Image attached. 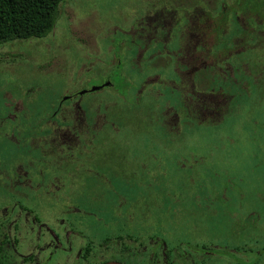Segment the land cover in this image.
<instances>
[{
    "label": "rangeland",
    "instance_id": "1",
    "mask_svg": "<svg viewBox=\"0 0 264 264\" xmlns=\"http://www.w3.org/2000/svg\"><path fill=\"white\" fill-rule=\"evenodd\" d=\"M212 1L63 0L47 37L0 45V206L16 222L10 227L0 224L2 264L98 263L102 258L98 261L96 255L102 247L86 243L92 240L90 230L83 229L82 235L71 224H103L113 213L130 222V230L140 221L147 235L174 237L171 245L180 247L185 256H194V244L200 254L195 257L206 255L200 241L204 238L206 246L216 245L231 264L264 262L262 255L243 259L229 254L240 252L250 239H264V93L254 91L264 87L260 84L264 73L259 70L263 67L264 72V44L254 50L246 45L240 31L250 27L240 18L237 34L230 38L238 54L249 47L236 56L238 60L231 58L241 72L234 74L227 65L222 70L211 67L213 57L205 51L221 33L217 19L210 17ZM214 1L218 7L223 1L234 3ZM196 4L204 12L193 9ZM171 15H194L177 31L172 53ZM252 54L256 62L261 59L257 69ZM205 65L209 68L204 70ZM171 73L180 82H170ZM199 73L209 90L221 85L222 91L229 89L234 95L228 113L216 122L195 107L214 105L213 101L185 98ZM166 86L184 89L183 94L172 99ZM60 99L70 104L67 108L75 103L76 109L91 116L93 132L105 123L109 138L96 144L101 133H93L95 147L74 153L71 130L49 122L50 134L33 142L54 157L57 168L48 159L53 171L48 177L22 175L19 169L31 170L39 164L32 159L37 150L21 139L28 133H21L16 123L36 119L40 113L49 115ZM188 107L193 111H186ZM22 108L31 110L30 116L21 115ZM81 116L76 114L74 119L79 121ZM43 132L35 128L29 134L34 138ZM73 156L77 162L72 163ZM145 171H150V178H161L154 180L162 190L159 198L168 193L161 201L154 200L137 180ZM189 189L207 195L192 196ZM212 191L224 195L221 203L215 201L219 211L205 200L216 198ZM133 200L141 203L138 210L130 207ZM3 213L0 210V221ZM229 227L238 230L229 235ZM259 243H248L250 250L259 249ZM85 254L88 262L82 258ZM103 259L117 260L115 256ZM158 262L165 260L160 256Z\"/></svg>",
    "mask_w": 264,
    "mask_h": 264
},
{
    "label": "flooded vegetation",
    "instance_id": "2",
    "mask_svg": "<svg viewBox=\"0 0 264 264\" xmlns=\"http://www.w3.org/2000/svg\"><path fill=\"white\" fill-rule=\"evenodd\" d=\"M246 30H248V29H243L242 30L243 33L246 32ZM255 32H257V31L250 28L248 30L247 34H253L254 35ZM205 52H207V49ZM254 57H255L254 54H252V57L250 56L251 62H253ZM254 62H255V60H254ZM145 67L148 69L149 66H145ZM151 68L154 69L153 67H151ZM207 68H209V67L207 65H205L204 70ZM253 70H254V73H256L255 69H253ZM218 74H219V72H218ZM224 74H225L224 78H225V80H227V77H226L227 73L224 72ZM250 75L252 76V69L250 70ZM250 75L248 78H250ZM170 82H171V80H170ZM201 82L203 83L202 80H201ZM260 84L263 85L264 82L260 83ZM202 86L204 87V89H206L207 91H210V93H212L211 97L205 96V97H203V99L209 103L213 101L214 105H215V103L217 105L218 98H220V96L218 97L217 95L223 96L225 94V90L222 91L223 86H221V85L219 86L218 89L212 88L211 90H209L208 87L206 88L204 83L202 84ZM234 86L237 87V84H234ZM165 88H168L171 91V86H166ZM262 89H264V87L260 86V87L256 88L254 91L263 94L264 90H262ZM94 90H98V88H96ZM227 90H229V89H227ZM139 92H141V91H139ZM231 97L234 98V95L231 94ZM67 99L70 100V98H67ZM215 100H216V102H215ZM206 106H211V105L208 104ZM26 108H29V107H26ZM26 108H22L19 111V113L25 117L30 116V113H31V110L26 109ZM70 108L71 109L67 108V105L65 106V100L60 99L56 105V108L53 109L49 115L44 114V113H40L39 117L36 119L31 118V119H29V121L16 123L17 127L21 128V129L19 128V131L21 133L22 132L28 133V135H26V137L24 136L25 137L24 139L22 137H21V139L24 140L26 143H28L30 149H36L37 150V154L32 159H34V162L36 164L38 163L39 165H41V166L38 165L37 168H32L31 170H20L19 169V173H21L22 175L31 177V178H37L41 175L48 177L47 174L53 172L50 169V166H47L48 165L47 160L50 159V161H52V163H53L54 157L52 155H48L47 152H44V149L42 147L34 146V142H33L34 139L39 137V136L45 137V136L50 134V132L52 131V128L48 127L49 122L55 123L58 127H64L66 130H71L72 134L74 135L75 142H76L75 143V149H73L74 153H76L78 150L82 151V148H84V147H88V146L95 147V144L94 145L92 144L94 141L91 140L93 138L92 137L93 133H101V136L98 138L97 141H95L96 144L105 143L108 140L109 129L107 128L105 123H103L102 127L97 130L98 132H96V131L93 132L94 128H93L92 121L90 124L88 123V117L90 118L91 116L87 117V116H85L86 114H84L80 110L76 109L75 103H74L73 107H70ZM105 108H107V107H105ZM89 110H90V107L87 106L86 111H89ZM185 110H186V108H185ZM204 112L209 113L211 116H214V112H211L208 109L204 110ZM80 113L82 115L81 116L82 119L80 117V120L76 121L74 118H75L76 114L79 115ZM44 115L46 117L42 118V116H44ZM59 116L64 120L62 121ZM104 116L106 117L105 114H104ZM55 117H56V119L57 118L58 119L54 120ZM213 120H215L214 117H213ZM85 126H87L86 130L84 129ZM35 128H38L40 131H46V134L45 135H42V134L35 135V137L33 138V136L29 134V132H31ZM82 128L84 131L83 133H81ZM19 131H17V133L20 134ZM73 157L74 158H73L72 163H74L76 161L75 156H73ZM79 163H80V161H79ZM52 166L54 168H57L54 165V163L52 164ZM9 171H10V169H9ZM77 171H78V168H75L74 172L77 173ZM149 173H150V171H145L144 173L140 174V178H137V180L146 186V190H148L151 193L154 200L161 201L163 199V196L168 194V193L163 192L162 198H159L158 192H161L162 190L160 188V183H156L154 180H160L161 178H159V177L150 178ZM189 191H191V189H189ZM198 192H199L198 194H195L192 192L191 195L192 196H198L202 199H203L202 196L207 195L204 190H198ZM211 196H216V194L213 195V191H212ZM221 197H224V195H221V196L218 195V196H216L215 199H213L209 196H206L205 200L207 202H210V203L212 202L213 204H211V205L215 208V210L219 211L220 205L216 204V202L221 203V201H220ZM140 204L141 203L138 200L137 201L133 200L131 202L130 207L138 210L140 208ZM193 204L194 203L192 202V205ZM236 206H238V205H236ZM0 210L2 212H4L3 218L0 221L1 225L6 224L8 227H10L12 225V223H16L14 220L11 219L13 217L12 213L9 212L7 210V208H5L4 206H2V207L0 206ZM119 215H121V214H119ZM119 215H116V213H113V218L109 222L103 223L104 225L101 224L100 222H97V221H94L89 225L71 224L72 228H76L77 232L82 234V235H83V231H82L83 229L90 230V232L92 234V240L91 239L87 240L84 237L87 240L86 243L95 242V245H99L102 247V252H100V253H98V255H96L97 260L99 258H102V259L100 261L98 260L99 261L98 263L93 262L92 264H100V262L102 260H104L103 258H106L109 256H115V257L118 256V257H120L124 260H127V261H129V259L135 260V261H137V264H160L158 262V257H160V256L163 257V259L165 260V262L163 264H209V263L220 264L221 259L223 261L222 264H231V262H230L231 260L224 256L223 251L219 252L218 249L216 248V245H213L210 248L208 246H206L205 245L206 239H204V238L200 239V241L202 242L203 248L205 249V251H207L206 255H204L202 253L201 258L195 257V256L200 255V254L195 251V250H197V246H196V244H194V246H193L194 250L192 249L194 256L193 257L185 256V254L180 253V251H181L180 247L171 245L175 242L174 237L171 236V238H170L168 235H165V236L163 235L164 238H160L158 235H154V236L147 235L143 232V226L140 224V221H135L137 223L136 225H134V226H136V229H135V227H133V229L130 230L129 225H128V223H130V222L125 223L124 222L125 220L118 217ZM63 228H66V226H63L61 230H63ZM237 230H238V228H234V229L230 228V231H228V234L231 235V232L236 233ZM96 232H101L102 237L97 238ZM131 232H136V233H131ZM152 233H153V231H152ZM137 234L140 237H143L146 239L144 241H139V239L134 236ZM148 238H149V240L146 242V240ZM96 240H98V241L96 242ZM151 241L152 242L154 241V242L151 243ZM253 241H255V243L257 241L260 242L258 244L260 246L259 249L250 250L252 248L249 246L248 243H253ZM132 243H137V245H134ZM243 247L244 248L241 249L240 252H234L235 254L234 253H229V254L234 255L236 257H239V256L243 257V259L249 257L252 254H254L255 257L259 256V255H262L264 257V239H258V240L250 239L247 243H243ZM88 248L85 249L86 252L88 251ZM135 255L137 256V258L135 257ZM139 256L141 257V259H139ZM209 256H212L214 258L212 260H209V258H208ZM87 257H88V254H85L82 256L84 261H87ZM189 257H191L190 262H188ZM148 259L151 260V262ZM224 259H226V262H224ZM0 260H1V258H0ZM108 262H118V263L122 264L121 262L116 261V260H108L106 263H108ZM106 263H104V264H106ZM253 264H264V262H258L257 263L255 261Z\"/></svg>",
    "mask_w": 264,
    "mask_h": 264
},
{
    "label": "trees",
    "instance_id": "3",
    "mask_svg": "<svg viewBox=\"0 0 264 264\" xmlns=\"http://www.w3.org/2000/svg\"><path fill=\"white\" fill-rule=\"evenodd\" d=\"M62 1L63 0H0V45L12 41H26L32 39L38 40L47 37L55 28L59 16L58 7ZM212 4V8H209V10H211L210 14H212L210 17L212 16L217 19V31H221V33L219 34L218 42L207 49V52L213 57L210 66L222 70L223 66L227 65L231 67L234 74L241 72L238 67L232 64L235 60L232 61L231 58L234 57L236 60H238L237 57L239 54H242L249 47H245L238 54V52H235L237 45L234 42V39L230 37H233V35L236 36L238 21L240 18H243L246 22H248V26L257 32H255L254 35L244 32L241 39H246V45H249L250 49L253 48L251 50H254L259 45L264 44V39H261V37H264V0H234L233 5L231 6L228 4V2L223 1L219 7L216 6L215 1L213 0ZM193 9L202 12L205 10V8L200 4L194 5ZM193 17L194 15H171V53L176 51L175 44L178 37L177 31L188 18ZM242 33L243 31H240L241 35ZM255 58L256 57L253 58L252 62L254 65L256 62H254ZM260 63L261 59L257 58L255 66L256 69ZM259 70L262 74L264 73L262 71L263 67H261ZM200 75L201 73H199L197 77H195L191 82L192 92L189 96L185 97L186 99L189 98V101H192V99L195 97H200L199 100L205 101L203 97H211L212 95L210 91H207L202 86L203 83L201 82ZM171 81L174 83L180 82L175 73H171ZM260 83H263V80H261ZM138 89L139 88H137L136 91ZM116 90L120 93H123V88H118ZM181 90L179 91L175 87L171 86V98L178 99V97L183 94ZM217 96H220V98H218L217 105L216 103L215 105L206 107L201 105L199 107L197 104L195 105V107L197 106L196 108L198 109H208L211 112H214V119L216 121L220 120L222 116L228 113L231 107V101L233 99L229 90H225V94L223 96ZM186 99L185 101H187L188 104L189 101ZM69 105L70 104H67V107ZM188 110L190 112L193 111L189 109V107L186 108V111ZM189 115L193 119L198 120L196 117H194V114L191 115L189 113ZM54 120H57L56 117ZM208 120L211 122H216L213 120V117ZM202 121L204 120H201L200 122ZM88 123H91V119L89 117ZM45 134L46 131L42 133V135ZM115 258L117 259L116 261H119L122 264H127L126 262L122 261V258L118 256ZM107 261L108 260L104 259L100 262V264H104ZM127 262L129 264H137V261L131 259H129ZM1 263L2 261L0 260V264Z\"/></svg>",
    "mask_w": 264,
    "mask_h": 264
},
{
    "label": "water",
    "instance_id": "4",
    "mask_svg": "<svg viewBox=\"0 0 264 264\" xmlns=\"http://www.w3.org/2000/svg\"><path fill=\"white\" fill-rule=\"evenodd\" d=\"M94 89H96V88H94ZM106 264H120V263H118V262H108Z\"/></svg>",
    "mask_w": 264,
    "mask_h": 264
}]
</instances>
